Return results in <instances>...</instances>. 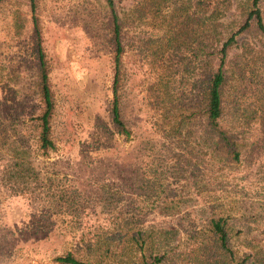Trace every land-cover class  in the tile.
<instances>
[{
	"label": "rangeland",
	"instance_id": "rangeland-1",
	"mask_svg": "<svg viewBox=\"0 0 264 264\" xmlns=\"http://www.w3.org/2000/svg\"><path fill=\"white\" fill-rule=\"evenodd\" d=\"M30 2L0 0V264H60L68 251L96 264H264V0H112L128 133L112 118L108 0H34V13ZM255 8L263 29L252 17L237 32ZM33 15L54 97L47 150ZM232 35L221 124L238 159L201 114ZM220 216L233 258L212 231Z\"/></svg>",
	"mask_w": 264,
	"mask_h": 264
},
{
	"label": "trees",
	"instance_id": "trees-1",
	"mask_svg": "<svg viewBox=\"0 0 264 264\" xmlns=\"http://www.w3.org/2000/svg\"><path fill=\"white\" fill-rule=\"evenodd\" d=\"M31 10L34 13L35 11V2L31 0ZM109 6L112 8V19H113V33L112 40L114 42V65H115V80H114V89H113V100H112V118L114 123L120 128L122 133H128L129 130L124 125L120 117L119 111V102L117 97V76L119 71L121 54L123 52V45L121 42V26L118 22L117 14L113 9L112 0H108ZM254 17L257 21V24L260 29H263L262 20L260 16V11L258 8H255L250 11L249 16L245 23L239 28L237 32H241L249 26V20ZM33 26L34 32L36 35L35 42V50L37 53V59L39 63V72H40V92L41 99L44 105L43 111L38 115L39 119V141L40 146L43 149H51L54 147V141L51 135V126H50V118L54 107V97L51 90L48 69L45 60V54L42 47V40L40 35V29L37 23V18L33 15ZM234 42V35L229 37L222 45L219 50L218 63L217 65L210 67L208 73L206 75V86L204 92V103L201 107V114L205 119V124L207 128L210 130L212 136L215 137L216 142L220 143L224 148L227 155L232 154L235 159L239 158L238 142L234 138V136L226 130L221 124V117L223 114V105H222V95L223 90L227 81L226 70L224 68L225 59L228 54L229 48L232 46ZM212 231L216 236V239L219 243V246L230 258H233V250L229 243L228 231L225 228L226 221L223 217L212 218L210 220ZM141 232V230H138ZM135 244V249L132 251H136V247L138 246L137 241L133 242ZM134 246V245H132ZM109 245L106 246L105 251ZM139 249V248H138ZM250 255H246V257L242 258L237 264H247ZM55 261L60 264H96L93 261L86 260L77 256L75 253L68 251L64 254H60L56 256ZM158 259L146 261L143 260L141 264H156Z\"/></svg>",
	"mask_w": 264,
	"mask_h": 264
}]
</instances>
